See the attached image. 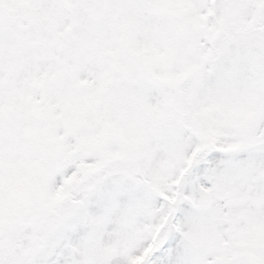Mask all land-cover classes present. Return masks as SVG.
<instances>
[{"label":"snow or ice","instance_id":"6c2138e0","mask_svg":"<svg viewBox=\"0 0 264 264\" xmlns=\"http://www.w3.org/2000/svg\"><path fill=\"white\" fill-rule=\"evenodd\" d=\"M0 264H264V0H0Z\"/></svg>","mask_w":264,"mask_h":264}]
</instances>
